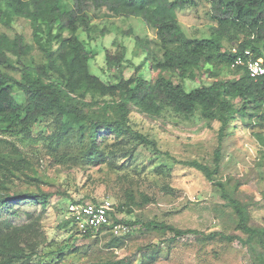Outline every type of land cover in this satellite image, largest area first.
I'll return each instance as SVG.
<instances>
[{
	"label": "trees",
	"instance_id": "trees-1",
	"mask_svg": "<svg viewBox=\"0 0 264 264\" xmlns=\"http://www.w3.org/2000/svg\"><path fill=\"white\" fill-rule=\"evenodd\" d=\"M201 4L207 7L210 36H189L179 14L197 11ZM131 16L141 17L155 31L152 38L135 36L146 52L144 60L136 64L128 59L126 46L116 54L106 50L109 78L91 73L95 53L87 43L105 37L112 27L111 22H101L102 17ZM18 18L30 22L32 42L22 33L10 36L0 30V145H8L0 149V210L28 200L39 207V214H29L22 224L0 217V264H41L45 255L64 254L58 248L48 249L56 241L44 229L46 211L55 196L70 203L87 202L73 199L68 192L70 182L56 191L38 183L19 186L16 181L22 176L51 183L8 137L31 144L42 140L46 153L61 166L105 167L117 175L129 169L130 176H135V154L140 146L171 156L155 138L134 128L133 112L152 119L173 113L219 123L213 164L177 162L197 169L211 182L240 234L221 230L206 235L164 220L145 221L138 212L153 199L134 186L125 191L124 201L114 202L111 225L84 233L67 208L66 218L57 228L95 242L110 237L106 248L113 251L140 228L165 235L164 241L170 243L188 234L204 244L217 237L227 242L239 240L250 254V264H264V224L253 221L251 202L240 194L242 181L217 177L223 141L240 123L252 130L260 146L257 165L264 166V75L253 78L244 65L233 67L239 56L248 59L247 50L264 64V0H0V25L12 29ZM79 31L87 34V40L80 38ZM123 34L131 35L133 30ZM147 64L149 78L140 73ZM204 79L209 82H202ZM187 80L202 83L188 87ZM45 120L50 123L47 131L42 125ZM118 222L130 226L128 235L112 233ZM113 251L90 257L89 264H129L126 258L117 259Z\"/></svg>",
	"mask_w": 264,
	"mask_h": 264
},
{
	"label": "rangeland",
	"instance_id": "rangeland-1",
	"mask_svg": "<svg viewBox=\"0 0 264 264\" xmlns=\"http://www.w3.org/2000/svg\"><path fill=\"white\" fill-rule=\"evenodd\" d=\"M179 14V19L189 36H210V22L206 16L207 7L201 4L197 11L186 10ZM101 22H111V32L103 38L91 41L88 47L94 51L95 57L90 64L91 73L104 79L109 78L105 53H120L123 46L127 48V58L138 64L144 60L146 52L137 44L135 36L155 37V31L147 27L141 17L131 16L125 19L120 17L104 18ZM131 28L133 34H123ZM0 30L14 36L22 33L27 41L32 42V27L28 20L18 18L13 22V28L7 29L0 25ZM81 33V34H80ZM82 40H87V34L79 31ZM140 51H139V50ZM139 52L136 56V53ZM132 68L126 71L130 74ZM145 77H151L147 64L140 72ZM113 74V72H111ZM202 82H209L204 79ZM201 81H185L188 87H196ZM132 125L150 138H155L163 151H168L171 157L154 152L151 148L140 146L135 154L137 175L130 176L129 169L121 171L119 175L110 172L108 168L61 166L46 153L47 145L42 140L34 144L21 142L13 137L33 166L51 184L28 180L22 176L17 180L19 186L36 185L37 183L50 191L64 189L70 182L68 192L73 199L109 198L113 202L124 201L125 191L132 186L140 193L149 195L153 200L139 216L147 221L151 219L164 220L181 228L198 229L206 235L215 231H225L231 234H240L236 230L233 216L224 201L220 198L211 182L197 169L183 165L177 161L198 160L202 163L213 164L215 150L218 146L219 123L208 121L199 116L185 119L170 113L159 119H152L146 115L133 112ZM45 131L49 128L48 120L42 122ZM8 145L1 143L0 149ZM260 146L253 136L252 130L241 123L232 134L223 141V158L220 179L232 177L241 180L240 194L244 201L251 202V211L256 223L264 224V166L257 165L260 158ZM133 168V167H132ZM34 176L32 171H28ZM53 199L52 205L43 218L44 229L50 239L56 243L48 249H61L45 255L41 264H89L90 257L107 256L113 250L106 248L110 237L101 238L98 242L93 239H84L75 236L72 231L58 229V224L66 218V209L70 204L64 198ZM29 214L37 216L39 207L28 200H23L11 206L8 210H0V217L9 218L17 224L25 223ZM134 218V215L128 219ZM70 235V239L68 236ZM110 236V235H109ZM167 236L155 232H148L140 228L127 238L120 248H114L117 259H128L129 264H250L251 257L239 240L227 242L219 237L214 241L199 242L194 234H188L175 242H167ZM78 247L77 250H73ZM88 249L86 252L85 249Z\"/></svg>",
	"mask_w": 264,
	"mask_h": 264
},
{
	"label": "built area",
	"instance_id": "built-area-1",
	"mask_svg": "<svg viewBox=\"0 0 264 264\" xmlns=\"http://www.w3.org/2000/svg\"><path fill=\"white\" fill-rule=\"evenodd\" d=\"M248 59L239 56L233 63V67L244 65L250 76L257 78L264 75V64L260 59H253L250 50L245 52ZM68 209L75 219L79 229L86 232H95L100 227L111 225L112 213L115 211L114 202L109 198H103L97 202L70 203ZM115 236H126L131 228L124 222L114 223L111 229Z\"/></svg>",
	"mask_w": 264,
	"mask_h": 264
}]
</instances>
